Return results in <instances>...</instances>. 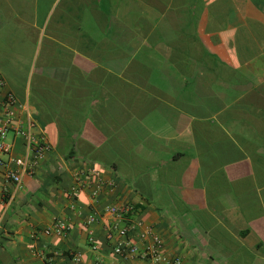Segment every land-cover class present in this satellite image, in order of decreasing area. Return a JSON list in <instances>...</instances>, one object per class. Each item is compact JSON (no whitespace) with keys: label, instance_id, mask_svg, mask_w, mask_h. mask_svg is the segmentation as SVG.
Wrapping results in <instances>:
<instances>
[{"label":"crops","instance_id":"obj_1","mask_svg":"<svg viewBox=\"0 0 264 264\" xmlns=\"http://www.w3.org/2000/svg\"><path fill=\"white\" fill-rule=\"evenodd\" d=\"M0 74L52 146L0 167V264H164L114 251L110 205L182 264H264V0H0Z\"/></svg>","mask_w":264,"mask_h":264},{"label":"built area","instance_id":"obj_2","mask_svg":"<svg viewBox=\"0 0 264 264\" xmlns=\"http://www.w3.org/2000/svg\"><path fill=\"white\" fill-rule=\"evenodd\" d=\"M6 82L0 74V88L5 86ZM3 118L0 123V167L6 166L7 179L20 186L22 184L23 175L32 174L36 165L44 159L47 154L52 150L51 144L47 141L45 136H36L31 129L32 123H29L26 128L16 125V110L18 105L15 95L11 92H7L2 100ZM11 128H14L18 134L27 138L30 143V152L32 155H25L23 157H15L11 154L12 143L8 140V134ZM34 144V145H33ZM7 157V158H5ZM100 172L97 169H85L80 170L77 173V180L82 181L83 178L93 176V179L99 178ZM101 185L92 190L91 195L96 198L101 193ZM74 191H78V187H73ZM128 206L110 205L106 208V211L114 215L117 220L113 222L106 231V238L108 241L114 243V251L126 258H133L137 255H141L144 258H150L154 262L164 264H182L180 257L169 258L163 253V239L158 232L151 226H143L141 222L129 223L125 226L119 224V220L123 219L124 215L129 212ZM97 213H93L88 217V223H94L97 220ZM143 226V227H142ZM137 227H142L138 236L142 241L150 239V242H145V247L142 249L137 242L134 241L131 231ZM68 229V225L64 222L59 223L55 228L46 229V233L52 231L57 234H63ZM90 241L93 243L94 239L91 237ZM93 248L97 246L93 244ZM142 249V251H141ZM71 260L73 264H85L83 255L81 252L75 251L71 254Z\"/></svg>","mask_w":264,"mask_h":264}]
</instances>
